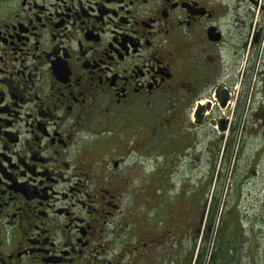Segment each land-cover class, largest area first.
Segmentation results:
<instances>
[{"label": "flooded vegetation", "instance_id": "1", "mask_svg": "<svg viewBox=\"0 0 264 264\" xmlns=\"http://www.w3.org/2000/svg\"><path fill=\"white\" fill-rule=\"evenodd\" d=\"M252 6L264 17V0H0V264H154L164 236L134 229V195L201 187L203 144L224 143L210 179L231 178L236 142L264 131Z\"/></svg>", "mask_w": 264, "mask_h": 264}, {"label": "rangeland", "instance_id": "2", "mask_svg": "<svg viewBox=\"0 0 264 264\" xmlns=\"http://www.w3.org/2000/svg\"><path fill=\"white\" fill-rule=\"evenodd\" d=\"M245 11L248 12L247 5H245ZM250 13L252 27L257 26L259 22L264 26V17L259 12V6H252ZM255 58L257 60L258 57ZM211 128L215 132L218 131L215 126ZM208 133L214 138L211 135L212 131L208 130ZM207 139H209L208 136L202 137L203 142ZM243 140H245L244 144L240 143L239 146H237L238 141H235L236 146L232 156L234 162L231 163L233 177H226L227 168H223L220 178L216 179L217 173L214 172L210 179L212 154L219 151V159L222 151L226 154L227 147L224 148L222 142L218 148L213 146L209 150L210 153H207L208 147L203 144L205 153L202 173L205 177L199 174L202 176L201 187L197 188L199 182L197 180L195 185L187 183L178 194L164 196L156 191L154 195H148L149 201L154 203L150 206L139 200L137 207V196L141 199L143 195L141 193L134 195L128 210L129 218L136 215L135 218L133 217L134 229L143 225L144 230L147 229L153 235L164 236V238H157L161 241L160 243L152 245L155 248L154 264H193L192 261L201 248L205 250L212 248L215 251L217 247L215 231L206 243L204 237L193 236L196 214L201 213L207 200L212 201L209 212L212 214L214 210L215 227L222 226L227 219L230 223L228 236L233 241L234 251L232 250L233 253L223 259L220 264H264V131L258 133L252 130L246 139L243 137ZM243 148L244 153L241 154ZM232 149L230 148L229 151ZM219 164L220 161L216 162L217 167ZM218 174H220L219 167ZM122 203L125 208L128 199L123 197ZM207 213L208 208L205 210V214ZM213 224L214 222L212 226ZM236 225L240 228L239 233L236 232ZM211 233H213V227ZM127 234L128 232L122 231L121 240L127 239ZM169 235L175 237L169 239ZM175 239L177 241H174Z\"/></svg>", "mask_w": 264, "mask_h": 264}, {"label": "trees", "instance_id": "3", "mask_svg": "<svg viewBox=\"0 0 264 264\" xmlns=\"http://www.w3.org/2000/svg\"><path fill=\"white\" fill-rule=\"evenodd\" d=\"M212 201L207 200L205 202V206H203V212H204V220L206 219V224L203 227V234L205 243L209 241L210 235H214V231H219V236H216L217 238V247L215 248V251L209 248L205 250V248H201L200 251V264H220L223 259H226L229 255H231L232 250L234 251V248L232 247L233 241L228 236L230 223L228 219L226 222L223 223L222 226H219L218 228L215 227V225H212V222H214L213 213L210 214V208H211ZM208 208V213L205 214V210ZM208 222V225H207ZM238 225V224H237ZM236 225V232L239 233V227ZM210 227H213V233L210 234ZM227 233V234H226ZM217 235V234H216ZM202 237V238H203ZM212 240H210L211 242Z\"/></svg>", "mask_w": 264, "mask_h": 264}]
</instances>
